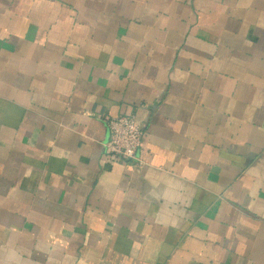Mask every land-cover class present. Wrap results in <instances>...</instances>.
<instances>
[{
  "label": "crops",
  "instance_id": "0c3cea01",
  "mask_svg": "<svg viewBox=\"0 0 264 264\" xmlns=\"http://www.w3.org/2000/svg\"><path fill=\"white\" fill-rule=\"evenodd\" d=\"M0 264H264V0H0Z\"/></svg>",
  "mask_w": 264,
  "mask_h": 264
},
{
  "label": "built area",
  "instance_id": "2783aa9c",
  "mask_svg": "<svg viewBox=\"0 0 264 264\" xmlns=\"http://www.w3.org/2000/svg\"><path fill=\"white\" fill-rule=\"evenodd\" d=\"M109 140L106 148L115 161L145 164L141 147L145 132L134 114L111 117L108 120Z\"/></svg>",
  "mask_w": 264,
  "mask_h": 264
}]
</instances>
